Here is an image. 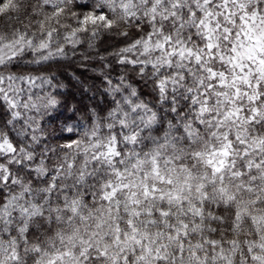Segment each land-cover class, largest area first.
<instances>
[{
  "label": "snow or ice",
  "instance_id": "6c2138e0",
  "mask_svg": "<svg viewBox=\"0 0 264 264\" xmlns=\"http://www.w3.org/2000/svg\"><path fill=\"white\" fill-rule=\"evenodd\" d=\"M0 20V264H264V0H0ZM85 37L107 106L52 145L63 85L23 69Z\"/></svg>",
  "mask_w": 264,
  "mask_h": 264
},
{
  "label": "trees",
  "instance_id": "16d2710c",
  "mask_svg": "<svg viewBox=\"0 0 264 264\" xmlns=\"http://www.w3.org/2000/svg\"><path fill=\"white\" fill-rule=\"evenodd\" d=\"M80 4H90L91 0H77ZM81 11L85 9H80ZM0 20V26H3ZM93 43L101 52L112 45L120 44L119 38L109 35H101ZM66 59L53 61L46 65H29L24 71H31L33 74L54 75V83L63 85L54 89L60 105L52 114L51 118H45L44 126L49 135L52 145L64 143L65 137L70 134L62 132L65 123L68 126L89 124L91 110L103 111L107 106V99L102 95L103 84L100 79V63L92 57L94 49L88 46V38L77 47L75 55L71 49ZM89 56V59H85ZM147 91V90H145ZM70 117V119H69ZM6 117L0 113V120Z\"/></svg>",
  "mask_w": 264,
  "mask_h": 264
}]
</instances>
